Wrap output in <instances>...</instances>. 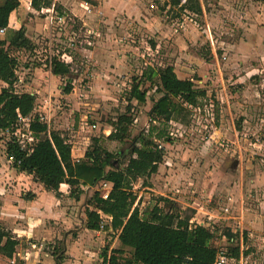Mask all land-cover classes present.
<instances>
[{
  "label": "rangeland",
  "instance_id": "rangeland-1",
  "mask_svg": "<svg viewBox=\"0 0 264 264\" xmlns=\"http://www.w3.org/2000/svg\"><path fill=\"white\" fill-rule=\"evenodd\" d=\"M64 2L68 7L59 5L67 14L64 22L50 24L35 14L27 18L26 23L35 24L41 33H35L33 45L16 52V89L38 87L33 71L26 68H41L39 79L44 81L49 69L45 60L61 58L64 52L70 56L64 57L70 73L56 80L60 93L53 90L54 113L69 125L66 129L64 124L62 131L71 140L79 135L78 141L89 137L91 144L95 136L109 150L128 153L129 142L102 137L110 132H103L111 129L110 120L122 113L132 118L133 135L141 130L147 133L151 125L164 128L169 140L156 141L163 149L158 170L132 186L142 213L158 205L192 215L212 204L204 205V193L221 176L229 183L242 181L244 205L258 210V199L264 194V0H201V15L166 6L167 0ZM166 65L173 66L178 77L190 78L206 90L197 105L184 104L177 118L167 123L150 114L153 101L161 95L158 82L142 77L149 68ZM68 84L72 89L66 93ZM134 85L146 92L145 102L131 97ZM2 86L0 82V90ZM55 120L52 117V123ZM81 123L96 127L81 129ZM18 126V136L23 133L26 139L24 122ZM9 137L0 131V164L6 166L4 145ZM122 155L118 160L126 162ZM217 228L220 232L213 244L228 247L220 238L223 225ZM129 257L125 251L118 261L124 263Z\"/></svg>",
  "mask_w": 264,
  "mask_h": 264
},
{
  "label": "trees",
  "instance_id": "trees-1",
  "mask_svg": "<svg viewBox=\"0 0 264 264\" xmlns=\"http://www.w3.org/2000/svg\"><path fill=\"white\" fill-rule=\"evenodd\" d=\"M19 0H0V28L8 24L10 13L19 5ZM53 0H31V7L40 11L48 8ZM59 14H63L55 4ZM166 6L179 8L182 12L201 15V0H167ZM24 26L14 30L10 38L0 40V81L4 82L0 90V129L13 131L20 117L33 113L36 97L29 92H20L15 88L18 80L16 52L31 45ZM33 45V44H32ZM50 70L57 76L70 73V64L52 58ZM157 83L161 95L153 101L150 114L153 119L159 117L165 123L177 118L184 109V104L195 106L199 99L206 96V90L198 88L190 78H180L174 67L149 68L142 77ZM155 77V78H154ZM70 84L64 89L69 93ZM131 97L138 102H145L146 92L134 85ZM130 107H128L129 109ZM132 118L122 113L115 120H110L111 131L103 135L106 140L121 143L129 142V152H114L104 147L99 137H92L91 144L85 151L84 158L74 161L71 145L61 131L51 129L41 122L37 115L29 123L34 142L29 148H22L14 136L6 142V154L13 156V165L33 175L48 190L59 193L60 184L69 185V194L78 198L83 185H95L109 181L111 189L107 198H102L98 191L93 192L87 209L86 226L98 229L96 220L98 210L109 215L111 221L105 228L119 231L118 247L109 255V264H213L217 248L213 244L215 232L208 227L190 222L192 215H182L171 208L163 210L154 205L145 213L135 205L136 195L133 184L141 178H148L156 173L163 159V149L157 140L168 141L164 128L151 125L145 133L143 130L133 135L130 132ZM127 153V155H126ZM125 155L126 162L118 160ZM122 155V156H123ZM222 234L230 239L234 234L223 230ZM17 240L0 225V253L13 257ZM125 251L130 257L124 262L118 261ZM233 255L239 254L237 247L231 248ZM107 259V252L104 254Z\"/></svg>",
  "mask_w": 264,
  "mask_h": 264
},
{
  "label": "crops",
  "instance_id": "crops-1",
  "mask_svg": "<svg viewBox=\"0 0 264 264\" xmlns=\"http://www.w3.org/2000/svg\"><path fill=\"white\" fill-rule=\"evenodd\" d=\"M64 1L53 0L52 4L63 5L66 8L68 6ZM19 2L18 7L10 13L7 29L4 34H0V40H8L14 30L24 26L26 36L34 43L35 33H41V30L35 24L29 26L26 20L30 19L31 14L43 16L46 20L48 15L44 11L33 9L31 0H19ZM54 8L58 13L55 5ZM26 70H32L33 83H39L38 87L34 86V89L30 91L23 90V92H35L36 97L33 113L22 121L26 131L28 130L27 121L36 114V111L50 116L49 128L59 130L66 136L67 142L71 145L73 160L83 159L85 151L90 146V138L84 137V141H78L80 136L77 135L75 141L71 140L68 134L62 131L63 126L66 125L68 129L69 125L61 122L62 115L56 116L57 112L54 113L53 97L56 92L60 93V90L55 88L59 76L52 74L49 67L44 72L43 81L39 79L41 68L28 67ZM0 82L5 85L4 82ZM69 95L65 94V97ZM52 117L56 118L53 123ZM85 126L89 125L81 123L79 127L83 129ZM89 127L91 129L92 125ZM109 131L111 129L103 130L105 133ZM6 163L8 166L0 164V225L18 243L13 257L0 253V264H10L13 258L15 264H109V255L119 244V231L111 228L90 229L86 226V210L93 209L89 202L93 192L98 191L99 183L92 186L82 185L83 191L76 199L69 194L68 184H60L59 193H56L46 189L33 175L14 166L7 157ZM204 195V205L208 201L212 204L209 207L194 210L191 220L194 223L203 221L205 227L213 230L215 232L213 242L216 232H220L217 227L221 223L224 230H229L236 239L231 243L225 235L220 233V238L228 243V247H237L239 253L242 252L250 264H264V194L261 199H258L260 205L258 210L247 208L244 205L246 199L244 183L240 180L229 183L228 178L221 176L219 182L215 181L206 188ZM107 223H110V220ZM247 236L248 240L244 241ZM111 238L113 241L109 242ZM105 252H107V259L104 257ZM250 254H256V257L253 259Z\"/></svg>",
  "mask_w": 264,
  "mask_h": 264
},
{
  "label": "built area",
  "instance_id": "built-area-1",
  "mask_svg": "<svg viewBox=\"0 0 264 264\" xmlns=\"http://www.w3.org/2000/svg\"><path fill=\"white\" fill-rule=\"evenodd\" d=\"M41 12L44 11L45 14H47L48 16V21L53 24L54 22H64L65 19H66V16L67 14L64 12L63 14H59L57 13V11L55 10L54 8V5L52 4V6L48 7V8H42L40 10ZM7 29V26L5 27H1L0 28V34H4L5 31ZM67 57L69 58L70 56L66 55L64 52L61 53V58H58V59H61L63 60L64 62L66 63H69L68 60H66L64 57ZM225 58V56H224ZM51 61H52V58H47L45 60V63L44 65L48 64V66L50 67L51 66ZM16 88V86H15ZM23 92V91H21ZM31 94H35V92L31 93ZM38 119L41 121V122H44L45 124H47L48 127L49 126V121H50V116H46L45 114H39V113H36ZM26 117H29V116H26ZM34 115H32L29 120L27 121L28 123V130H27V135H26V139L22 138V136H24V134L22 133L21 134V137H19V126L17 123L13 129V131L9 128H6L2 131H4L5 133H8L9 134V138H8V141L10 140L11 136H14L16 138V141L21 145L22 148H29L32 143L34 142V138H33V135H32V132L30 131L29 129V123L30 121L33 119ZM25 117H20L19 121H23ZM18 121V122H19ZM95 125L92 124V128H94ZM7 159L10 161V162H14V159H13V156L11 155H7ZM110 189H111V183L109 181H101L99 182L98 184V192L100 193V196L102 198H107L108 195H109V192H110ZM66 190V188L64 189ZM227 210V209H226ZM98 213H99V218L96 220V223L98 224V228L100 230H103L105 229V225L109 224L107 223V221H111V217L109 215H106L104 213H102L101 211L98 210ZM190 222H193L192 220H190ZM194 223V222H193ZM199 225H202L204 226V222L201 221V222H195ZM231 243L232 242H235L236 239L235 237H232L230 239H228ZM10 264H15V259H11L10 260ZM213 264H250L249 260L247 259L246 256H244V254L241 252L239 253L238 255H233L232 254V251H231V247H217V254H216V258L214 260V263Z\"/></svg>",
  "mask_w": 264,
  "mask_h": 264
}]
</instances>
